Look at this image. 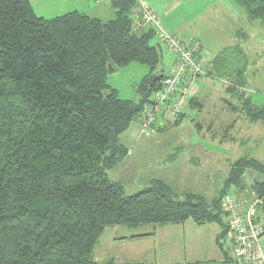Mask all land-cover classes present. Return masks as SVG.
<instances>
[{
    "label": "trees",
    "instance_id": "obj_1",
    "mask_svg": "<svg viewBox=\"0 0 264 264\" xmlns=\"http://www.w3.org/2000/svg\"><path fill=\"white\" fill-rule=\"evenodd\" d=\"M232 1L250 23L264 29V0ZM112 2L115 18L102 22L80 12L43 18L30 0H0V264H99L94 250L109 228L153 230L187 221L217 226L215 244L222 255L217 264H239L224 244L228 217L221 202L243 194L246 200L236 201L245 210L253 195L261 198L254 222L264 235L260 162L244 157L226 163L227 172L218 171L224 179L219 193L209 204L193 193L177 201L172 188L160 180L126 196L119 183L108 179V171L128 154L121 135L133 122L141 125L145 112L156 107L154 96L169 76L162 73L161 45L152 44L155 30L134 28L136 2ZM199 45L197 60L204 72L193 76L186 69L180 84L223 76L227 96L220 101L228 112L245 115L250 122L264 119V108L251 105L241 81L247 60L240 46L234 49L233 64L226 52L206 63ZM132 64L147 69L135 88L137 101L120 98L107 82L108 75ZM167 104L159 106L163 110L152 129L163 131L161 125L167 122L180 124L185 105L203 108L189 94L175 115ZM247 171L259 174L250 189L244 186ZM103 264L117 263L110 259Z\"/></svg>",
    "mask_w": 264,
    "mask_h": 264
},
{
    "label": "rangeland",
    "instance_id": "obj_2",
    "mask_svg": "<svg viewBox=\"0 0 264 264\" xmlns=\"http://www.w3.org/2000/svg\"><path fill=\"white\" fill-rule=\"evenodd\" d=\"M103 1L104 6L101 5L102 0L101 2L97 0H30V3L34 12L44 18H52L67 10L79 8V11L85 10L90 17L101 12L103 13L101 14V21L108 22L115 18L113 0ZM146 2L148 7H151L157 15L159 28L154 25H147L146 27L152 28L156 32V38L152 44L161 45L163 74L171 73L175 56L159 42L157 37L159 33H165L169 36L176 34L177 37H182L185 43L191 38L199 40L204 48L202 59L206 63L219 59L226 52L227 61L234 64L237 55L234 49L238 45L245 54V60H247L246 73L241 79L246 87V96L249 97L253 107L264 108V29L260 24L250 23L246 20L241 8L232 0H146ZM228 10H231L230 14H227ZM235 13L238 16H235ZM132 18L136 20L134 15ZM134 28L141 29L139 22L134 24ZM196 42L198 41H193L191 44ZM240 62L242 67V61ZM146 74L147 69L144 66L132 64L129 68L108 75L107 82L112 88L118 90L120 98L137 101L138 96L135 88ZM223 79L226 78L217 74L216 78L199 77L195 79L189 87L188 94L192 96L195 93L193 97L205 104V110L200 112L185 105L183 108L184 120L179 129L173 127L172 122H167L162 124L165 128L164 131L156 129L154 126L152 133L146 137L140 131L141 125L137 121L133 122L123 134H126L128 141L131 140L129 146L134 144V150L131 151L132 154L128 150L127 156L114 169L108 171L109 181L119 183L124 194L131 196L147 188V183L151 179L160 177L172 188L173 198L177 201L184 199L186 194L193 193L202 196L204 201L209 204L218 195L224 180L215 169H222L224 173L221 172V174L224 175L227 172V164L244 157L253 158L264 165V119L250 122L247 121L245 115L219 116L211 133L215 140H209L205 131L198 134L191 125L193 122H201V119H208L207 104L214 107L210 111L211 115L219 114L218 108L222 106L218 105V98L227 96L221 84ZM206 96H212V99L206 100ZM233 118H235L234 120L238 119L234 127L237 131L229 130L224 134L234 138V141L228 142L226 147L219 146L216 143L218 141L216 138L221 136V131L229 126ZM120 140H123L122 135ZM193 144L204 145L205 149L200 148L201 152L204 151V155L199 160L200 164H192L190 171L187 170L186 172H182L183 168L177 170L175 166L171 167V164L178 162V159L181 160L180 167H186L182 161H187L193 155H200L197 148H194L195 150L190 148ZM180 145L182 147L176 149ZM164 161L168 162L169 166H163L162 162ZM206 168L214 170V172H208ZM175 175H181L179 176L180 180L169 178ZM184 175L185 177H183ZM256 180H259V174L247 171L244 175L245 188L250 189ZM230 193L234 194L233 191ZM236 199L245 201L246 197L243 194H238ZM258 200L263 205L262 199L258 198ZM151 227H143L138 230H128L123 227L109 228L95 247V260L99 264L110 259H113L117 264L136 262L194 264L190 258L201 256L207 261L205 263L217 264L214 260L217 255L221 254H218L220 251L214 244L212 233H210L211 239L206 237L207 230L204 232V240L199 239L202 236H196V241L200 244L203 243V245L194 250L188 248L192 247V242L191 240L186 242L189 234L186 226L184 228L156 227V246L154 242L152 245H145L135 243L136 240L130 239L134 236L150 233L145 229H151ZM203 227L210 228L215 234L219 232L215 225ZM117 238L126 239L117 240Z\"/></svg>",
    "mask_w": 264,
    "mask_h": 264
},
{
    "label": "built area",
    "instance_id": "obj_3",
    "mask_svg": "<svg viewBox=\"0 0 264 264\" xmlns=\"http://www.w3.org/2000/svg\"><path fill=\"white\" fill-rule=\"evenodd\" d=\"M134 16L136 20L132 18L133 25L139 22L140 27L154 25L159 28L157 19L146 6L142 7L139 13ZM159 36L167 51L175 56V65L169 76L163 79L161 90L154 96L155 102H157L156 107H150L141 120L140 131L146 137L152 133V125L156 121L157 115L163 110L159 106L168 103L172 115L180 112L182 103L188 97L191 85V78L187 79L184 84H180L186 69H189L193 76L204 72L203 64L197 60L200 51L199 43L186 46L178 37L165 33H159ZM242 204L243 202H238L231 196L222 199L221 207L228 217L224 244L231 251L237 263L264 264L260 244V240L264 236L263 229L254 222L256 206L260 204V201L253 195L251 203L245 210L242 209Z\"/></svg>",
    "mask_w": 264,
    "mask_h": 264
},
{
    "label": "crops",
    "instance_id": "obj_4",
    "mask_svg": "<svg viewBox=\"0 0 264 264\" xmlns=\"http://www.w3.org/2000/svg\"><path fill=\"white\" fill-rule=\"evenodd\" d=\"M98 2L100 1L101 2V0H97ZM136 3H135V8L133 9V11H132V14L133 15H137L138 13H139V11H140V9L142 8V7H144V6H146L147 8H149V10L151 11V13L154 15V17H155V19H157V15L155 14V12H154V10L151 8V7H148V3L146 2V0H134ZM102 3V4H101ZM100 4L102 5V6H104V1L102 0V2H101ZM99 4V5H100ZM109 6V5H108ZM79 8H75L74 10H67L66 12H64L63 14H67V13H69V12H80V13H83V14H86L87 16H88V14H87V12L85 11V10H83V11H79L78 10ZM230 11L231 10H228L227 11V14L229 13L230 14ZM242 12V11H241ZM243 13V12H242ZM63 14H61V15H63ZM101 14H103V13H101V12H99L98 14H96V15H94V16H91V18H94V19H97V20H100L101 21V19H102V16H101ZM60 16V15H59ZM235 16H238L237 15V13H235ZM40 17H42V16H40ZM54 17H56V16H54ZM90 17V16H89ZM44 18V17H43ZM53 18V17H52ZM113 20V19H112ZM247 20V19H246ZM110 21V20H109ZM102 22H104V21H102ZM167 29V28H166ZM173 36H176V34L174 35L173 34ZM179 37V36H178ZM181 39H182V37H180ZM193 41H198V42H200L199 40H196V39H194V38H191L189 41H187V43H185V44H187V45H189V44H191ZM200 44H201V46H202V54H203V45H202V43L200 42ZM129 67H131V66H129ZM129 67H127V68H129ZM118 91V90H117ZM195 94V93H194ZM194 94H193V96H194ZM206 98V100L207 99H212V96L210 97H208V96H206L205 97ZM214 100L216 101V99L214 98ZM219 101V102H218ZM218 105H220V106H222V107H220V108H218L219 110H218V112H219V114H215V115H211L210 114V111H212L213 109H214V107H211L209 104H207V110H208V113H207V116H208V119L206 120V119H201V122L199 121V122H193L192 123V121H191V125L193 126V128H194V130H195V132H197L198 134L199 133H201V132H203V131H205V134L206 135H208V139L209 140H215L213 137H212V130H213V128H214V126L216 125V123H217V121H218V118H219V116H224V115H229V116H237V115H233L231 112H228V109H226V107L224 106V104L222 103V101H220V98H218ZM199 102H201V104H202V106H203V108H201V110H200V112H202V111H204L205 109V104L201 101V100H199ZM215 103V102H214ZM209 106V107H208ZM195 110H198V109H195ZM215 111V110H214ZM213 111V112H214ZM213 120H212V119ZM235 118H233L232 120H231V123L229 124V126L231 127L230 129H231V131H237V129H235L234 127L236 126V124H237V121H238V119H236V120H234ZM234 120V121H233ZM248 121V120H247ZM173 124V123H172ZM182 124V122L180 123V124H178L177 126H175L176 128H181V125ZM201 124V125H200ZM184 125V124H183ZM199 125L200 126H202V129H200L199 128ZM161 128H163V131L165 130V128H164V126L163 125H161ZM239 128V127H238ZM176 130V129H175ZM226 131H228V129H227V127H225L222 131H221V136L219 137V138H216V140H218V141H216V143L220 146V145H223L224 147H226V144L228 143V142H233L234 141V138H232V137H227V135H225L224 133L226 132ZM126 134H123L122 135V144L128 149V150H130V152L131 151H133L134 150V144H131L130 146H129V144H130V142H131V140H127V136H125ZM131 139V138H130ZM203 141L205 142V138L203 137ZM209 143H210V141H208ZM137 147V146H136ZM182 147V145H180V146H177L176 147V149H180ZM190 148L192 149V150H195L194 148H197L199 151H200V148H202V149H205L204 148V145L202 146V145H199V144H193L192 146H190ZM131 154H132V152H131ZM202 154V155H201ZM204 155V151H200V155H193V156H191V157H189L188 159H187V161H182V164L183 165H186V167L185 166H183V167H180V165H181V160L180 159H178V162L176 161L175 162V164H171V167H176L177 168V170L180 168H183V171L182 172H186L187 170L188 171H190V166L193 164V160H195V161H197L198 163H199V160H200V157H202ZM130 156V155H129ZM200 164V163H199ZM202 164H205V163H202ZM162 165L163 166H169V163L168 162H166V161H164V162H162ZM187 165H189V166H187ZM206 165V164H205ZM188 167V168H187ZM150 168V167H149ZM167 169H169V168H167ZM215 170H217L216 172H218V171H220V168H217V169H215ZM206 171H208V172H210V171H213L214 172V170H211V169H207L206 168ZM172 172H174L173 170H172ZM179 176H181V175H175V176H173V177H169V178H171V180H174L175 178H177L178 180H180L179 179ZM183 177H185V175L183 176ZM151 180H160V181H162V182H164V183H166L165 181H163L162 180V178H160V177H158V178H153V179H151ZM150 180V181H151ZM149 181V182H150ZM148 182V183H149ZM147 183V184H148ZM168 226H172V227H178V228H184V226H186V228H187V230H188V238L186 239V242H189L190 240H191V242H192V247H188V248H190V249H192V250H194V249H198V247L199 246H201V245H203V243H199V242H197L196 241V239H197V235H199V236H202V237H200L199 239H202V240H204V238H205V236H204V232H206L205 230H207V234H206V237H208V238H210L211 239V237H210V233H212V235L214 236L213 237V241H214V244H215V238H216V236H217V232H216V234L214 233V231H211V229L210 228H207V227H198V226H196L194 223H192L191 221H187V222H185L184 224H182V225H168ZM207 226H209V225H207ZM214 226V225H213ZM158 228V227H157ZM157 228H155V229H153V232L151 233V231H149L148 229H145L147 232H150V233H147V234H144V235H142V236H134V237H131L130 239H132V240H136L135 241V243L136 242H138V243H141V244H145V245H152L153 243L152 242H154V244H155V246H156V231H157ZM162 228H164L163 226H162ZM124 239H126V238H123V240ZM112 240H113V238H112ZM117 240H121L120 238H117ZM263 241H264V236L261 238V240H260V243H261V246H262V248H263V251H264V243H263ZM216 245V244H215ZM155 248H157V247H155ZM190 252V251H189ZM218 254H221L220 252L218 253ZM191 260L190 261H193V263H205V262H207V261H205L203 258H201V256H193V257H191L190 258ZM113 260V259H112ZM216 263H220V262H222V255H217L216 256V258H215V260H214ZM137 263V262H136ZM140 263H144V264H148L147 262H140Z\"/></svg>",
    "mask_w": 264,
    "mask_h": 264
}]
</instances>
